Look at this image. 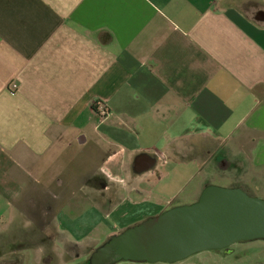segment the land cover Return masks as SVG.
<instances>
[{"label":"crops","instance_id":"0c3cea01","mask_svg":"<svg viewBox=\"0 0 264 264\" xmlns=\"http://www.w3.org/2000/svg\"><path fill=\"white\" fill-rule=\"evenodd\" d=\"M246 137L263 167L264 0H0L3 229L18 224V202L66 203L72 185L73 201L104 207L222 161L233 185ZM173 203L187 202L174 192L159 210ZM127 212L116 214L130 223ZM108 215L56 223L98 242L115 232Z\"/></svg>","mask_w":264,"mask_h":264},{"label":"rangeland","instance_id":"374dc122","mask_svg":"<svg viewBox=\"0 0 264 264\" xmlns=\"http://www.w3.org/2000/svg\"><path fill=\"white\" fill-rule=\"evenodd\" d=\"M245 140L248 144H244ZM250 146V137L242 138L235 150L241 149L243 152L236 151L237 153L230 154L233 157L239 154L241 162L238 164L242 165L235 175L239 176V179L233 185L231 177H234V171L226 167L227 162L222 161V163H218L220 167L216 165L215 170H210V166L203 170H188V174L193 176L189 180L181 179L180 183L173 182L171 178L155 179L144 194L129 193L122 201L105 200L104 207L100 203L95 205L94 201L86 198H81V202L73 201L71 198L76 197L74 193L80 189L79 185L71 186L73 195L71 191H67L69 200L66 203L62 200L51 205L46 201L37 200L31 201V205L35 207L27 209V206L30 205L29 201L18 202L20 209L17 215L18 224L8 226L6 229L0 227V264H90V255L96 247L113 234L121 232L124 226L129 223V221L125 223L118 218L117 212L122 214L123 210H127L128 219H132L129 225H133L146 217L161 213L163 210H159V205H165L174 192L178 194L180 201L192 203L198 198L199 189L206 185L199 184L203 176H209L211 184L224 187L238 186L250 195L264 198V166H253ZM227 172L231 177L226 174ZM104 186L110 194L118 195V185L105 180ZM82 195L81 192L80 197ZM117 205L121 208L114 211ZM175 205L174 203L170 204L168 208ZM62 206L63 208H60ZM100 212L102 216L109 214L107 220L109 224L114 225L112 230L115 232L104 238L97 234L102 238H99L98 242L94 240L93 236L79 239L71 233L61 232L56 223L58 221V224L60 223L70 231L79 228L78 223H80V229H82L88 227L92 218L98 216ZM100 228L102 227L98 228V233ZM114 264H264V239L238 242L220 250L201 251L173 263L121 260Z\"/></svg>","mask_w":264,"mask_h":264},{"label":"water","instance_id":"95a60500","mask_svg":"<svg viewBox=\"0 0 264 264\" xmlns=\"http://www.w3.org/2000/svg\"><path fill=\"white\" fill-rule=\"evenodd\" d=\"M264 239V198L238 186L206 185L192 203L172 206L113 234L90 264L173 263L206 250Z\"/></svg>","mask_w":264,"mask_h":264},{"label":"built area","instance_id":"2783aa9c","mask_svg":"<svg viewBox=\"0 0 264 264\" xmlns=\"http://www.w3.org/2000/svg\"><path fill=\"white\" fill-rule=\"evenodd\" d=\"M10 87L14 90L17 88V84L15 82H11ZM93 106H95V113L100 119L104 118L109 112L107 104L101 100L95 101Z\"/></svg>","mask_w":264,"mask_h":264},{"label":"trees","instance_id":"16d2710c","mask_svg":"<svg viewBox=\"0 0 264 264\" xmlns=\"http://www.w3.org/2000/svg\"><path fill=\"white\" fill-rule=\"evenodd\" d=\"M94 107V109H95V106H93ZM131 226V225H130ZM243 242V241H242ZM123 261V260H122Z\"/></svg>","mask_w":264,"mask_h":264}]
</instances>
